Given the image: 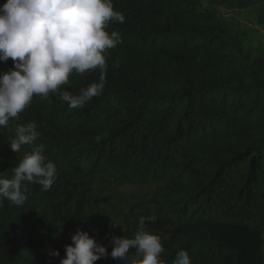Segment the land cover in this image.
<instances>
[{
  "label": "trees",
  "instance_id": "trees-1",
  "mask_svg": "<svg viewBox=\"0 0 264 264\" xmlns=\"http://www.w3.org/2000/svg\"><path fill=\"white\" fill-rule=\"evenodd\" d=\"M112 2L125 22L107 31L123 42L108 52L102 93L83 108L34 97L12 131L0 127L2 178L31 151L9 146L30 121L58 172L48 191L26 183L21 208L0 200V264H34L23 254L57 222L67 235L80 229L100 242L103 223L89 208L107 188L96 186L148 182L161 183L150 202L156 221L146 226L162 239L164 264L181 249L192 264H264L263 65L249 71L221 28L196 11L197 0ZM12 66L0 61V73ZM99 75L73 73L64 90L78 94ZM149 215H126L123 236Z\"/></svg>",
  "mask_w": 264,
  "mask_h": 264
},
{
  "label": "clouds",
  "instance_id": "clouds-1",
  "mask_svg": "<svg viewBox=\"0 0 264 264\" xmlns=\"http://www.w3.org/2000/svg\"><path fill=\"white\" fill-rule=\"evenodd\" d=\"M125 16L114 10L112 0H5L0 4V61L13 62L0 73V127L28 108L34 97L47 100L58 95L70 108H83L102 93L108 70L107 55L123 41L117 31L109 33L110 23L123 24ZM100 70L98 82L78 94L64 90L73 74ZM9 144L14 153L31 146L12 168L11 178H0V200L22 207L25 184L35 183L48 191L58 179L56 165L45 155V146L36 144L40 133L35 121L20 124ZM156 217L141 216L131 238L111 236L109 245L98 242L87 231L77 229L71 243L64 246L60 264H94L111 256L122 264H164L165 249L159 235L151 233L146 222ZM110 234H106V237ZM58 257V250L49 252ZM172 264H192L187 251H177Z\"/></svg>",
  "mask_w": 264,
  "mask_h": 264
},
{
  "label": "rangeland",
  "instance_id": "rangeland-1",
  "mask_svg": "<svg viewBox=\"0 0 264 264\" xmlns=\"http://www.w3.org/2000/svg\"><path fill=\"white\" fill-rule=\"evenodd\" d=\"M196 11L200 12L210 24L221 28L233 44L235 56L249 71L257 64L264 68V0H197ZM5 0H0L3 4ZM16 119L9 121L6 129L12 131ZM2 178V176H0ZM161 183L124 184L114 183L97 185L96 190L107 188L100 199L89 208L90 214L100 217L102 230L99 241L111 250V236H123V219L129 213L156 214V208L150 203ZM21 208V207H20ZM56 227V229H54ZM63 226L57 222L52 225L47 240L32 252L23 254L34 264H60L64 257V246L71 243L70 236L63 233ZM106 234H110L106 237ZM58 250L60 255L53 257L50 251ZM264 259V236H263Z\"/></svg>",
  "mask_w": 264,
  "mask_h": 264
}]
</instances>
